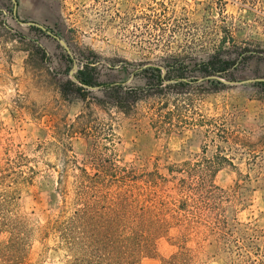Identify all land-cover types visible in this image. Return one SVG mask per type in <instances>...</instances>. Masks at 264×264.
Listing matches in <instances>:
<instances>
[{
    "label": "rangeland",
    "instance_id": "1",
    "mask_svg": "<svg viewBox=\"0 0 264 264\" xmlns=\"http://www.w3.org/2000/svg\"><path fill=\"white\" fill-rule=\"evenodd\" d=\"M234 44L259 52L246 61L227 54L233 63L224 85L195 80L197 62ZM175 56L185 59L183 85L165 60ZM84 66L92 85L78 79ZM151 66L172 71L162 88L144 71ZM262 81L264 0H0V220L19 221L27 232L25 264L69 258L59 236L46 234L63 206L54 130L80 121L89 131L69 139L71 153L92 175L113 162L157 170L169 187L181 179L197 186L202 209L177 264H264ZM109 84L141 98L122 111ZM77 166L64 178L70 198ZM190 219L139 264H164L178 253Z\"/></svg>",
    "mask_w": 264,
    "mask_h": 264
},
{
    "label": "trees",
    "instance_id": "2",
    "mask_svg": "<svg viewBox=\"0 0 264 264\" xmlns=\"http://www.w3.org/2000/svg\"><path fill=\"white\" fill-rule=\"evenodd\" d=\"M232 51L237 52L244 61L259 52L237 44L233 48L215 50L195 64L200 73L195 80L202 77L212 85H224L220 77L227 78L230 73L233 59L227 54ZM165 60L176 69V84L183 85L185 81L182 78L187 75L185 59L175 56ZM144 71L150 72L156 85L161 88L172 72L168 69L164 73L160 66H151ZM91 72L89 66L80 69L77 75L80 83L94 84ZM72 83L79 91L83 90L82 86ZM258 84L264 86V81ZM107 87L109 95L113 94V102L125 112L129 110L128 106H135L141 98L133 88L125 89L120 84H109ZM99 101L103 103V100ZM78 118H83V115L80 114ZM61 127L56 124L54 132L64 160L63 174L59 178L63 206L59 218L48 224L46 234L54 232L59 236V247L69 254L65 264H139L144 257L156 255L159 238L167 235L173 226L183 227L184 222L181 221L191 216L182 229V236L176 240L180 251L170 260L166 259L164 264H177L186 259L189 251L185 243L194 229V217L202 209L197 186L181 179L169 187L171 180L157 170L146 172L138 168L118 167L113 162L99 165L96 167L98 171L92 175L86 168L77 166L69 141L75 133L89 131L86 121L63 124ZM75 166L81 173L74 195L70 198L64 178ZM175 194L181 197L176 198ZM70 207L74 209L72 215L66 216ZM172 219L178 222L175 224ZM5 232L9 233L6 240L1 238ZM26 234L19 221L12 218L6 222L0 220V264H25Z\"/></svg>",
    "mask_w": 264,
    "mask_h": 264
}]
</instances>
